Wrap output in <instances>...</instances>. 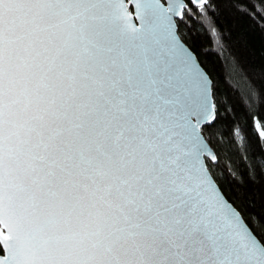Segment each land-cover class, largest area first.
Segmentation results:
<instances>
[{"label": "snow or ice", "instance_id": "obj_1", "mask_svg": "<svg viewBox=\"0 0 264 264\" xmlns=\"http://www.w3.org/2000/svg\"><path fill=\"white\" fill-rule=\"evenodd\" d=\"M222 2L264 31V0H0V264H264V91L233 61L238 113L181 39Z\"/></svg>", "mask_w": 264, "mask_h": 264}, {"label": "trees", "instance_id": "obj_2", "mask_svg": "<svg viewBox=\"0 0 264 264\" xmlns=\"http://www.w3.org/2000/svg\"><path fill=\"white\" fill-rule=\"evenodd\" d=\"M208 15L216 30L215 36L209 35L208 25L199 18L189 19L187 27L181 25V36L199 55L200 63L218 85L217 91L225 94L236 111L243 114L246 93L233 61L264 91V31L255 20L236 11L230 2L220 3L215 15ZM213 39H222L223 47L219 43L213 46ZM201 48L207 55H200ZM249 135L255 144L250 121ZM240 167L243 169V164Z\"/></svg>", "mask_w": 264, "mask_h": 264}, {"label": "water", "instance_id": "obj_3", "mask_svg": "<svg viewBox=\"0 0 264 264\" xmlns=\"http://www.w3.org/2000/svg\"><path fill=\"white\" fill-rule=\"evenodd\" d=\"M181 39H182V41H183V43L185 44V45H187L189 48H191L187 43H186V41L182 38V36H181ZM201 66H202V64H201ZM203 67V66H202ZM204 68V67H203ZM204 70L206 71V69L204 68ZM207 72V71H206ZM208 73V72H207ZM209 75V74H208ZM210 76V75H209Z\"/></svg>", "mask_w": 264, "mask_h": 264}]
</instances>
